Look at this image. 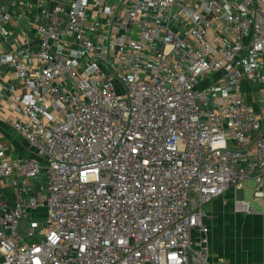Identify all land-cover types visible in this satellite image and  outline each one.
Returning <instances> with one entry per match:
<instances>
[{"label": "built area", "instance_id": "obj_1", "mask_svg": "<svg viewBox=\"0 0 264 264\" xmlns=\"http://www.w3.org/2000/svg\"><path fill=\"white\" fill-rule=\"evenodd\" d=\"M8 4L5 119L38 157L0 143V264H210L206 205L250 181L264 208V0H60L11 45Z\"/></svg>", "mask_w": 264, "mask_h": 264}, {"label": "crops", "instance_id": "obj_2", "mask_svg": "<svg viewBox=\"0 0 264 264\" xmlns=\"http://www.w3.org/2000/svg\"><path fill=\"white\" fill-rule=\"evenodd\" d=\"M0 1L9 3L7 6L12 12L9 25L12 33L8 37L11 45L26 27L30 26L33 29L34 16L39 6L60 0ZM0 12H3L1 6ZM33 32L30 34L33 35ZM243 85L246 100L255 104L251 87L257 85L247 82ZM23 94L24 89L20 81L12 78L7 68L0 65V143L9 147L8 154L12 157L37 158L36 152L15 133L5 119L20 107ZM250 187L251 185L245 189H232L206 205L205 222L209 227L210 264H264V208L253 198H247L246 189L250 190ZM16 190L14 193L10 192V182L6 184L0 181L2 199L9 207L17 206L13 197ZM239 198L249 200L254 211L252 213L235 211L234 201ZM253 201L262 208L255 206Z\"/></svg>", "mask_w": 264, "mask_h": 264}, {"label": "rangeland", "instance_id": "obj_3", "mask_svg": "<svg viewBox=\"0 0 264 264\" xmlns=\"http://www.w3.org/2000/svg\"><path fill=\"white\" fill-rule=\"evenodd\" d=\"M114 1L115 0H110L111 3ZM19 2H21V1H19ZM217 79H218L217 76L212 75L209 79L202 80L201 84L198 86V88L207 87V86L213 84L214 82H216ZM253 84H255V83H253ZM254 89H256V87H254ZM19 180L21 182V185H23L22 191L24 194L25 193H31L33 195H37L39 192H44L46 190L45 173L37 176L36 178H32V179L27 180L25 185H24V180H25L24 178L20 177ZM12 182H13V179L10 180V192L13 191V193H14V191L16 189L12 186ZM244 185H245V187L248 188L249 185H251V183H250V181H246ZM246 191H247V198L251 199L252 198V192L248 189H246ZM11 202L12 201H10V203ZM254 205L259 206L257 202H254ZM259 207L262 208L261 206H259ZM46 212H47L46 208H44V207H39V208L31 211L34 218H37V219L44 218L46 215Z\"/></svg>", "mask_w": 264, "mask_h": 264}]
</instances>
